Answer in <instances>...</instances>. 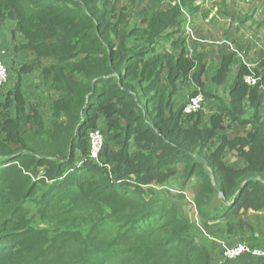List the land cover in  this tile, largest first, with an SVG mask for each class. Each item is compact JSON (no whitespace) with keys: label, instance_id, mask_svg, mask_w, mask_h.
Masks as SVG:
<instances>
[{"label":"trees","instance_id":"1","mask_svg":"<svg viewBox=\"0 0 264 264\" xmlns=\"http://www.w3.org/2000/svg\"><path fill=\"white\" fill-rule=\"evenodd\" d=\"M194 1L0 0V26L15 24V51L28 56L12 89L0 88V264H264L250 253L218 261L209 237L163 201L182 166L183 185L198 180L203 222L255 240L264 213V48L253 69L227 44L200 52L208 42L186 30ZM33 74L49 117L23 93ZM191 84L189 98L216 101L217 113L185 115L189 99L176 107ZM97 129L99 163L89 158Z\"/></svg>","mask_w":264,"mask_h":264},{"label":"rangeland","instance_id":"2","mask_svg":"<svg viewBox=\"0 0 264 264\" xmlns=\"http://www.w3.org/2000/svg\"><path fill=\"white\" fill-rule=\"evenodd\" d=\"M194 6L198 8V11L194 17L191 16V19L186 26V30L187 35H190L192 38H196L199 35V42H202L201 40L203 39V41L208 42L203 44L205 48H201L200 52L217 51L223 47L222 45H226L227 42L233 44L231 40L232 38H236L241 42V44L247 46V48L243 51L239 50L235 44H233L235 48L240 51L237 56H243L249 64L256 65L254 64L255 62H252L249 59L256 57L255 55L258 53L259 48H264V0H195ZM230 11L238 13L241 18L232 19L227 15ZM232 34L233 36L231 37L230 35ZM231 44L229 45L230 49L233 47ZM8 70L10 81L11 68H8ZM207 70L211 75L215 71V64L210 61V59L207 60ZM9 81L4 85V87L9 83ZM38 85L39 84L37 83V86ZM37 86L35 88V93L40 95V104H35L38 97H30V95H27V98L31 104L40 105L39 107L42 108L41 104L47 103L48 97L45 89L38 88ZM206 88L208 91L212 92L215 90V86L210 82H207ZM194 91L195 87L192 84L187 89L181 88V90L177 93L176 107L178 108L180 105L185 104L191 93ZM217 94H219L224 100L227 99V93H225L224 88L218 89ZM209 102L210 101L205 102V105L203 106L206 119L213 114L212 107L208 106ZM213 104L218 105L216 101L213 102ZM215 108L214 111H218L219 105L215 106ZM43 110L45 113L47 112L46 116L49 117L48 110ZM228 159L232 164H236V160L233 159L232 156H229ZM178 170L180 176L172 180V189H161L165 193L163 201H166L169 206L177 205L180 213L193 222L201 234H205L209 237L218 261L225 259L224 245L235 246L237 244H246L249 247L264 253V213L258 214L261 217V222L257 238H255V240L249 237L246 238V236L244 238H240L226 235V233H224V224L208 223L201 220L196 212V208L192 205L194 196L198 191V180L192 179L188 185H183V182L185 181L182 176L184 170L182 166L178 167ZM147 195L148 197H154L152 192H148ZM157 196L159 197V195ZM217 204L218 202L215 201L213 206ZM108 237L109 234L105 233L98 243H103ZM138 260L139 257L137 255L135 259L133 257H129V255H124L119 260V263L139 264L140 261Z\"/></svg>","mask_w":264,"mask_h":264},{"label":"built area","instance_id":"3","mask_svg":"<svg viewBox=\"0 0 264 264\" xmlns=\"http://www.w3.org/2000/svg\"><path fill=\"white\" fill-rule=\"evenodd\" d=\"M190 36V35H189ZM192 40H196V38H192ZM231 43L227 42V45L229 46ZM233 45V44H231ZM230 49V47H229ZM233 52H236L237 55L239 54V51L236 50L235 46L230 49ZM240 58H243V56H240ZM244 63L248 65L249 69H253L254 65L249 64L246 59L244 58ZM259 79H257L254 75H248L245 77V83L249 86L254 87ZM9 81V70L6 64L3 61V55L0 53V88L4 87V85ZM204 97L202 94H199L193 98H190L187 102L185 108H184V114L185 115H192L195 113H198L203 109L204 106ZM89 139V158L97 163L100 161V156L103 153L105 144H106V138L105 135L102 133L101 130H92L89 133L88 136ZM224 256L227 259H236L246 253H250L254 256H263L264 253L261 251H258L256 249H253L249 247L246 244H237L235 246H225L224 245Z\"/></svg>","mask_w":264,"mask_h":264},{"label":"crops","instance_id":"4","mask_svg":"<svg viewBox=\"0 0 264 264\" xmlns=\"http://www.w3.org/2000/svg\"><path fill=\"white\" fill-rule=\"evenodd\" d=\"M15 24L7 22L0 26V53L3 55V61L6 66L10 69L11 68V77L9 83L2 88L4 93H7L8 90L12 89L14 84V68L19 69L20 66L28 59L27 55H20L17 54L15 48L17 45L21 44L23 39L20 35L15 33ZM39 75L33 74L27 77H24L22 82V90L24 95L27 98V95L30 97H38L35 104H40V95L35 93V88L37 83L40 84ZM39 86V85H38ZM37 86V87H38ZM29 93V94H28ZM28 102L29 99L27 98ZM215 101H210L208 103L209 107H212L213 114L217 113L218 111H214L218 106L217 104H213ZM42 103V102H41ZM43 103L41 106L43 107ZM40 106V105H39ZM215 108V109H214ZM212 115V114H211Z\"/></svg>","mask_w":264,"mask_h":264},{"label":"bare ground","instance_id":"5","mask_svg":"<svg viewBox=\"0 0 264 264\" xmlns=\"http://www.w3.org/2000/svg\"><path fill=\"white\" fill-rule=\"evenodd\" d=\"M194 97H195V96H194ZM190 98H193V97H190ZM190 98H189V99H190ZM204 101H205V99H204ZM204 104H205V103H204ZM184 108H185V107H184ZM201 111H204V109H202Z\"/></svg>","mask_w":264,"mask_h":264}]
</instances>
